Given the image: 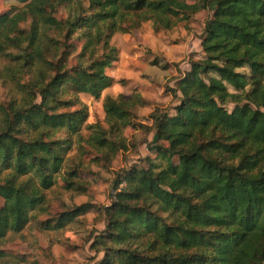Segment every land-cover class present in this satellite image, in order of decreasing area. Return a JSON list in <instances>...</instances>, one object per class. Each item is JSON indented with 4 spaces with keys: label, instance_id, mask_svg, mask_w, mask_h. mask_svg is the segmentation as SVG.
I'll return each mask as SVG.
<instances>
[{
    "label": "trees",
    "instance_id": "obj_1",
    "mask_svg": "<svg viewBox=\"0 0 264 264\" xmlns=\"http://www.w3.org/2000/svg\"><path fill=\"white\" fill-rule=\"evenodd\" d=\"M14 1L17 12L0 14V241L22 233L58 177L81 189L87 153L108 165L127 151L128 126L147 130L133 121L147 105L135 92L105 97L103 122L85 124L79 96L97 100L121 83L106 74L119 57L112 37L145 22L171 31L211 8L174 115L149 116V150L163 164L148 159L117 178L90 248L103 255L97 264H264V0ZM72 148L76 164L65 160ZM92 207L43 227L61 230Z\"/></svg>",
    "mask_w": 264,
    "mask_h": 264
},
{
    "label": "rangeland",
    "instance_id": "obj_2",
    "mask_svg": "<svg viewBox=\"0 0 264 264\" xmlns=\"http://www.w3.org/2000/svg\"><path fill=\"white\" fill-rule=\"evenodd\" d=\"M21 7L14 0H0V14H13ZM211 15V8L201 11L171 31H156L151 23L145 22L139 30L112 37L111 44L117 48L119 57L106 69V74L121 83L102 92L97 100L90 95L79 96L88 109L85 124L103 122L102 101L105 97L122 95L129 98L135 92L147 105L134 110L136 119L133 121L147 130H135L128 126L124 131L127 151L117 152L108 165L94 163L93 153L82 157L87 170L79 174L81 189L65 190L58 177L55 186L47 193L43 209L33 213L34 218L22 233L9 235L0 241V252L3 253L0 264H97L102 259V253H95L90 248L92 240L106 227L105 217L98 208L109 206L112 186L126 171L147 168L148 159L156 165L163 164L154 151L149 150L153 142V133L148 128L152 123L149 116L155 109L169 116L174 115V108L179 103L176 82L185 70H189V59L203 57L200 43L204 23ZM153 61L160 68L151 66ZM165 63L168 65L163 69ZM4 93L5 89L0 86V99L4 98ZM232 108V105L226 106L228 111ZM122 120L127 121L128 117L123 116ZM81 134L86 137L87 130L83 128ZM79 159L76 148H72L65 160L76 164ZM176 161L173 159L174 163ZM83 203H91L92 209L75 217L61 230L43 227L45 222H52L64 211Z\"/></svg>",
    "mask_w": 264,
    "mask_h": 264
},
{
    "label": "crops",
    "instance_id": "obj_3",
    "mask_svg": "<svg viewBox=\"0 0 264 264\" xmlns=\"http://www.w3.org/2000/svg\"><path fill=\"white\" fill-rule=\"evenodd\" d=\"M185 71H187V70H185Z\"/></svg>",
    "mask_w": 264,
    "mask_h": 264
}]
</instances>
